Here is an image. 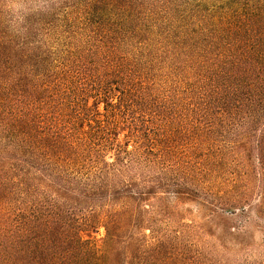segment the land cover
<instances>
[{"label": "trees", "instance_id": "1", "mask_svg": "<svg viewBox=\"0 0 264 264\" xmlns=\"http://www.w3.org/2000/svg\"><path fill=\"white\" fill-rule=\"evenodd\" d=\"M0 264H264V0H0Z\"/></svg>", "mask_w": 264, "mask_h": 264}, {"label": "rangeland", "instance_id": "2", "mask_svg": "<svg viewBox=\"0 0 264 264\" xmlns=\"http://www.w3.org/2000/svg\"><path fill=\"white\" fill-rule=\"evenodd\" d=\"M183 207L188 208L192 210L193 214H195L196 211V206L193 203H185L183 204ZM103 236V229H100L97 233H96V237L100 238ZM262 233H260L259 231H254V239L256 242H260L261 238H262Z\"/></svg>", "mask_w": 264, "mask_h": 264}]
</instances>
